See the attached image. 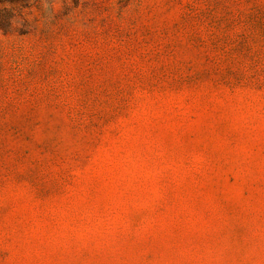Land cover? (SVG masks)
I'll use <instances>...</instances> for the list:
<instances>
[{"label":"rangeland","instance_id":"rangeland-1","mask_svg":"<svg viewBox=\"0 0 264 264\" xmlns=\"http://www.w3.org/2000/svg\"><path fill=\"white\" fill-rule=\"evenodd\" d=\"M0 264H264V0H0Z\"/></svg>","mask_w":264,"mask_h":264}]
</instances>
